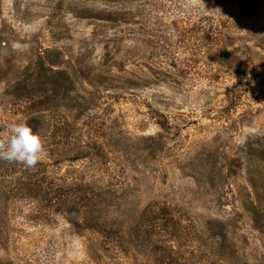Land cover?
<instances>
[{
    "label": "rangeland",
    "instance_id": "obj_1",
    "mask_svg": "<svg viewBox=\"0 0 264 264\" xmlns=\"http://www.w3.org/2000/svg\"><path fill=\"white\" fill-rule=\"evenodd\" d=\"M0 264H264V0H0Z\"/></svg>",
    "mask_w": 264,
    "mask_h": 264
},
{
    "label": "clouds",
    "instance_id": "obj_2",
    "mask_svg": "<svg viewBox=\"0 0 264 264\" xmlns=\"http://www.w3.org/2000/svg\"><path fill=\"white\" fill-rule=\"evenodd\" d=\"M7 128V146L0 145V160L35 167L45 151L41 136L23 121H13Z\"/></svg>",
    "mask_w": 264,
    "mask_h": 264
}]
</instances>
